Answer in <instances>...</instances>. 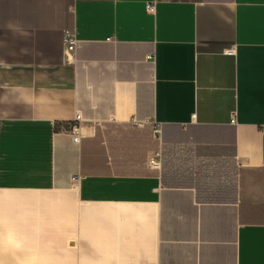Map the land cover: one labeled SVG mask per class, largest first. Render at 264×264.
<instances>
[{
    "label": "crops",
    "instance_id": "crops-1",
    "mask_svg": "<svg viewBox=\"0 0 264 264\" xmlns=\"http://www.w3.org/2000/svg\"><path fill=\"white\" fill-rule=\"evenodd\" d=\"M0 264H264V0H0Z\"/></svg>",
    "mask_w": 264,
    "mask_h": 264
},
{
    "label": "built area",
    "instance_id": "built-area-1",
    "mask_svg": "<svg viewBox=\"0 0 264 264\" xmlns=\"http://www.w3.org/2000/svg\"><path fill=\"white\" fill-rule=\"evenodd\" d=\"M146 9L149 12H154L155 4L154 3H147ZM64 41H65V44L67 46V51L70 53H73L78 46V40L76 39V37L71 32L67 31L65 33ZM77 118H78V120H80L79 117H77ZM72 132L75 135L73 137V140L78 141L79 140V134H80V127L75 125L72 128ZM154 133H155L156 138H161V126L159 124H156L154 126ZM161 161H162V152L161 151L155 152L154 155L149 159V162L153 167H160ZM77 178L79 179L80 176H77Z\"/></svg>",
    "mask_w": 264,
    "mask_h": 264
},
{
    "label": "rangeland",
    "instance_id": "rangeland-1",
    "mask_svg": "<svg viewBox=\"0 0 264 264\" xmlns=\"http://www.w3.org/2000/svg\"><path fill=\"white\" fill-rule=\"evenodd\" d=\"M177 159H179L178 156L174 155L173 157L171 156V159H167V161L171 162V161H176Z\"/></svg>",
    "mask_w": 264,
    "mask_h": 264
}]
</instances>
